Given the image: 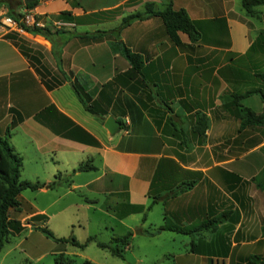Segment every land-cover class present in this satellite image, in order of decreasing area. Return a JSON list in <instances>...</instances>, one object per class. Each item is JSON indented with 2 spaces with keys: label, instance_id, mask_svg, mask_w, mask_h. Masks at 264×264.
Masks as SVG:
<instances>
[{
  "label": "crops",
  "instance_id": "crops-1",
  "mask_svg": "<svg viewBox=\"0 0 264 264\" xmlns=\"http://www.w3.org/2000/svg\"><path fill=\"white\" fill-rule=\"evenodd\" d=\"M145 3L183 8L199 21L200 38L189 41L179 32V44L172 43L157 16L132 20L116 32L121 17L142 11ZM261 6L249 15L240 0H37L28 9L47 35L20 34L0 23V136L21 159L19 177L48 183L58 172L65 183L61 194L82 188L93 197L85 201L100 207L114 195L125 204L116 217L124 225L137 215V227L146 231L161 225L192 229L151 235L169 232V250L160 256L172 264H264V190L247 182L264 179V123L239 128L225 107L230 92L264 91V80L254 76L264 72L258 69L262 55L246 52L264 29ZM24 8L0 0V20ZM62 11L78 19L58 18ZM50 23L57 32L46 27ZM119 42L140 55L139 73H125L130 65ZM261 103L253 99L246 107L259 113ZM196 114L205 118L201 134L194 130ZM108 116L119 122L112 133L103 126ZM52 159H60L63 175L50 166ZM86 159L93 169L74 170ZM155 172L152 192L162 196L150 203ZM191 180L189 189L164 196L165 188ZM49 190L55 189L31 190L23 206L19 193L18 209H9L8 217L21 228L9 236L27 235L1 257L33 235L25 254L37 260L47 252L48 237L38 229L47 204L34 199ZM130 204L141 210L129 212ZM150 212L158 217L150 220Z\"/></svg>",
  "mask_w": 264,
  "mask_h": 264
},
{
  "label": "trees",
  "instance_id": "trees-1",
  "mask_svg": "<svg viewBox=\"0 0 264 264\" xmlns=\"http://www.w3.org/2000/svg\"><path fill=\"white\" fill-rule=\"evenodd\" d=\"M37 0H31L26 4H23L22 0H15V4L20 7L31 8ZM258 5H264V0H240V6L244 10L245 13L251 15L253 14V7ZM10 16L14 19L19 17L20 13H9ZM149 16H157L161 20V23L164 27V31L168 38L174 44H179V36L178 33H183L187 36L189 41H197L200 38V31L198 28L199 21L192 20L188 17L185 10L183 8H173L170 5L165 6L162 9H154L151 3H145L142 11H136L130 14H127L121 17L119 24L116 27V32L128 25L132 20L136 19H144ZM58 18H64L76 21L78 18L71 16L69 12L62 11L57 14ZM24 29L28 32H34L41 35H47L50 31L44 27H25ZM58 29H54L53 32H57ZM228 46V41L224 43ZM119 50L121 55L128 61L130 67L125 72L126 74H135L139 73L142 67V59L139 54L131 52L128 48H126L122 43L119 42ZM247 53L255 52L260 55H264V29L260 30L255 37V39L251 42V44L247 48ZM246 53V55H247ZM249 55V54H248ZM254 76H257L260 80H264V72L255 73ZM77 94V92H76ZM256 94L259 96L263 106H264V91L260 87H251L247 88L241 92H230L227 95L225 100V107L232 110L238 119L239 128L244 127H256L261 126L264 123V109L255 113L250 108L242 105L240 100L248 95ZM78 95V94H77ZM79 98V96H78ZM81 100V99H80ZM84 108L89 112H93V110L88 106L84 105ZM196 129L195 132L201 134L205 128L206 122L205 118L201 114H196ZM7 134V130L5 131ZM178 172H186L189 170H185L180 168L177 164H174ZM21 166V159L18 155H16L11 146L7 142L6 135L0 136V249L3 244L7 241L9 235L17 232L21 227L17 220L11 219L8 217L9 209H18L19 201L18 195L24 189L35 190L40 187L53 188L55 186V180L59 178V174L54 175V180L48 183L42 182H31L28 180L21 179L19 177V170ZM93 169V166L90 164V160L86 159L85 161L76 165L74 170L76 171H87ZM176 172V171H175ZM157 172L154 173L150 180V185L147 191V196L150 198V203H153L162 196V194H154L152 192V187L154 186V182L156 179ZM250 180L254 183V186L257 188L264 190V179H260L257 176H253ZM194 180L191 181H180L175 186L167 187L164 190V196L169 197L177 194L178 192H182L184 190L189 189L193 184ZM125 207L123 203H115L110 207L107 203L104 204V208L110 210L116 217H120L123 213L121 212L122 208ZM129 212H138L141 210L139 205H128ZM42 218H44L42 216ZM142 220L144 219V214L141 216ZM38 229L47 237L53 239L56 242H69L71 245L82 248L86 242L94 241L95 244L100 248H105L110 251L111 254L121 257V250L118 246V243H121L125 246L128 245V239L130 238L132 232L128 231L126 234L122 236L112 237L107 243L96 241L93 236H89L83 243L77 242L72 236L67 238L55 237L51 231L46 229L45 227H38ZM173 230L180 233H191L192 229H187L181 226H171V225H161L151 229L150 231H146L137 227L135 232L138 234L144 235H153L160 230ZM261 232L264 234V218L262 220ZM257 259V257H255ZM54 264H71V259L64 256L63 253H58L53 257ZM82 264H94L91 261L84 259Z\"/></svg>",
  "mask_w": 264,
  "mask_h": 264
},
{
  "label": "rangeland",
  "instance_id": "rangeland-1",
  "mask_svg": "<svg viewBox=\"0 0 264 264\" xmlns=\"http://www.w3.org/2000/svg\"><path fill=\"white\" fill-rule=\"evenodd\" d=\"M261 7V9H264V5ZM113 14L104 16L112 18L114 16ZM101 19L106 18L102 17ZM55 26H57V24H46V27L49 29H55ZM259 58L264 60V55ZM258 69L264 71V66ZM253 99L260 100L258 95H253L247 99H241L240 102L246 106L250 104ZM254 110L258 109L256 108ZM52 160L54 162H51L50 166H54L55 169H58L63 175L65 171H63L60 166V159ZM65 160L68 162L70 159ZM57 163L58 166H56ZM57 173L58 172H56V174ZM85 174V172L80 173V175ZM52 180H54V177ZM247 182L250 184L253 183L250 179L247 180ZM55 183L53 187L55 190L35 194L34 202H38L39 205L47 204V213L45 214L46 222L43 227L51 231L56 237L67 238L72 236L79 243H83L89 236H93L96 241L107 243L112 237L121 236L131 231L133 235L128 239L127 246L118 243L121 250V257L111 254L108 249L98 247L94 241H88L82 248H77L69 242H56L48 237L45 238L48 241L47 252L36 260L28 257L25 251H23L24 248H27V242L35 237L34 235L27 237L25 242L17 245L9 254L1 257L4 249L12 247L17 238H23L27 235L25 231L17 238L11 236L7 238V241L3 244V250L0 252V264H54L53 257L58 253H63L64 256L71 259V264H82L84 259L94 264H172V261L166 256H160L162 251L169 250V239L167 236L170 235L168 234L169 232H162L161 236L138 234L135 232L137 228L135 217H137V215L128 218L126 220V225H124L110 210L100 207V203L85 201V199H93L89 191L76 188L65 194H61L57 191H61L60 189L65 185L63 178H58L55 180ZM56 188L59 190H56ZM32 193L35 192L29 189L21 191V206H23L24 198H29ZM114 198H116L114 195L107 198L106 203L110 205V207L117 202H115ZM62 207L63 209L61 211H57ZM156 217H158L156 212H150L148 216L150 220ZM128 226L133 227L130 229Z\"/></svg>",
  "mask_w": 264,
  "mask_h": 264
},
{
  "label": "built area",
  "instance_id": "built-area-1",
  "mask_svg": "<svg viewBox=\"0 0 264 264\" xmlns=\"http://www.w3.org/2000/svg\"><path fill=\"white\" fill-rule=\"evenodd\" d=\"M1 25L6 28L12 29L20 34H27L24 26L42 27V23L37 19L36 14L28 8L21 10L19 17L16 19L4 16L0 20Z\"/></svg>",
  "mask_w": 264,
  "mask_h": 264
},
{
  "label": "water",
  "instance_id": "water-1",
  "mask_svg": "<svg viewBox=\"0 0 264 264\" xmlns=\"http://www.w3.org/2000/svg\"><path fill=\"white\" fill-rule=\"evenodd\" d=\"M31 0H22L23 4L30 2ZM103 126L107 129L109 133H112L118 126L119 122L114 120L111 116L106 117Z\"/></svg>",
  "mask_w": 264,
  "mask_h": 264
}]
</instances>
